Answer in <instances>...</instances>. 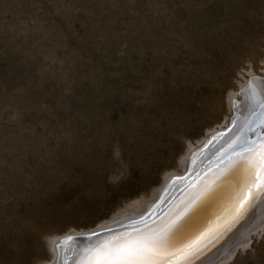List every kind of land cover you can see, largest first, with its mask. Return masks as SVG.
<instances>
[{
  "label": "rangeland",
  "instance_id": "374dc122",
  "mask_svg": "<svg viewBox=\"0 0 264 264\" xmlns=\"http://www.w3.org/2000/svg\"><path fill=\"white\" fill-rule=\"evenodd\" d=\"M250 72L264 0H0V264L147 196ZM257 225L222 264H264Z\"/></svg>",
  "mask_w": 264,
  "mask_h": 264
},
{
  "label": "snow or ice",
  "instance_id": "6c2138e0",
  "mask_svg": "<svg viewBox=\"0 0 264 264\" xmlns=\"http://www.w3.org/2000/svg\"><path fill=\"white\" fill-rule=\"evenodd\" d=\"M256 112L260 121L235 134L220 169L190 184L187 196L167 214L76 252L65 264H190L220 220L205 225L210 209L227 194L228 211L239 219L264 192V99L257 100ZM253 131L249 140L247 133ZM74 247H66L65 255Z\"/></svg>",
  "mask_w": 264,
  "mask_h": 264
},
{
  "label": "water",
  "instance_id": "95a60500",
  "mask_svg": "<svg viewBox=\"0 0 264 264\" xmlns=\"http://www.w3.org/2000/svg\"><path fill=\"white\" fill-rule=\"evenodd\" d=\"M255 81L263 83L253 90L252 97L240 92L241 99L238 103L235 101L238 104L237 111L230 110L231 119L229 118L226 124L221 123L220 125H224L222 128L219 125L214 126L205 130L200 138L188 142L176 161V167L165 171L159 184L154 186L147 196L129 201L91 227L71 228L49 236L50 259L45 264H65V261H72V255L76 252H82L113 235H119L130 227H139L149 219L155 220L164 216L187 196L190 184L198 182V178L202 179L209 172L218 171L226 159L225 153L235 134L261 119L256 112V102L264 99V87H261L264 78L258 77ZM260 134L264 135V132ZM254 135V131L249 132L247 138L251 140ZM151 213L156 215L152 216ZM263 215L264 192L258 194L254 205L239 219L233 218L228 211L226 194L216 207L209 210L204 220L205 225L210 220L216 221L217 217H220V220L204 249L192 257L190 264H222L229 261L240 248V241L247 235L246 240L255 234L252 228ZM72 245L75 247L65 255L66 247Z\"/></svg>",
  "mask_w": 264,
  "mask_h": 264
},
{
  "label": "bare ground",
  "instance_id": "6f19581e",
  "mask_svg": "<svg viewBox=\"0 0 264 264\" xmlns=\"http://www.w3.org/2000/svg\"><path fill=\"white\" fill-rule=\"evenodd\" d=\"M260 77V76H259ZM249 78L251 79H246L244 82H247V83H241L239 86H240V88L239 89H242L245 85H247V88L246 89H244L243 90V93H245L246 94V96H251L252 94H253V90L255 89V88H258V86H260L263 82H261V81H255V79H257V78H254V76H252V74H251V72H250V75H249ZM264 78V77H263ZM251 82V83H250ZM264 85V84H263ZM261 86V87H264V86ZM261 87H259V88H261ZM237 92H239V91H233L232 93H231V97H230V104H231V106L232 107H230V110L233 112V109L234 110H236L237 109V105L238 104H236L235 103V101L233 100L234 99V95L235 94H237ZM240 93V92H239ZM240 95V94H239ZM234 96V97H233ZM252 97V96H251ZM250 98V97H249ZM238 101V100H237ZM234 107V108H233ZM237 111V110H236ZM230 117L228 116V117H226L225 119H224V121L222 122L223 124H226L228 121V119H229ZM231 119V118H230ZM224 125H219V127H223ZM264 221V215L262 216V218H260L258 221H257V226H263V224L264 223H262V222ZM255 227L256 226H254L253 228H252V230H254L255 229ZM258 229V228H257ZM256 230V229H255ZM244 240V239H243ZM243 240H241L240 241V243L243 241Z\"/></svg>",
  "mask_w": 264,
  "mask_h": 264
},
{
  "label": "trees",
  "instance_id": "16d2710c",
  "mask_svg": "<svg viewBox=\"0 0 264 264\" xmlns=\"http://www.w3.org/2000/svg\"><path fill=\"white\" fill-rule=\"evenodd\" d=\"M56 195H58V194H56ZM107 213V212H106Z\"/></svg>",
  "mask_w": 264,
  "mask_h": 264
}]
</instances>
